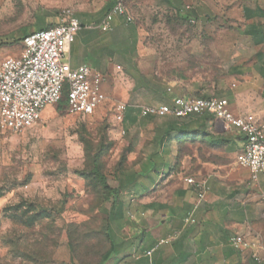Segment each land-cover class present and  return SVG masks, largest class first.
I'll return each mask as SVG.
<instances>
[{
  "label": "crops",
  "instance_id": "1",
  "mask_svg": "<svg viewBox=\"0 0 264 264\" xmlns=\"http://www.w3.org/2000/svg\"><path fill=\"white\" fill-rule=\"evenodd\" d=\"M147 1L177 12L194 9L206 18L235 19L240 40L226 74L212 90L185 78L172 82L171 93L150 73L137 69L140 53L133 46L136 42H130L131 31L118 29L122 17L119 23L114 18L110 35L86 25L71 46L72 68L88 64L107 75L105 92L108 99L127 105L125 120L131 121L133 114L139 121L145 119L137 125L142 142L126 171L134 182L121 196L124 218L101 226L119 247L106 264H264V172L252 181L250 171L239 166L237 157L246 137L211 115L183 120L140 115L143 106L170 104L177 96H200L226 99L235 115H250L264 124V0ZM149 93L157 98H146ZM188 179L203 181L204 189L189 185ZM110 185L117 188L119 183ZM112 209L111 198L103 210ZM235 236L245 237L256 248L241 252L230 243ZM62 256V262L72 259L65 246Z\"/></svg>",
  "mask_w": 264,
  "mask_h": 264
},
{
  "label": "rangeland",
  "instance_id": "2",
  "mask_svg": "<svg viewBox=\"0 0 264 264\" xmlns=\"http://www.w3.org/2000/svg\"><path fill=\"white\" fill-rule=\"evenodd\" d=\"M118 2L132 17L118 29L131 31L130 42H136L133 46L140 53L137 69L150 73L167 90L173 81L185 78L212 90L226 74L240 40L235 19L206 18L194 9L180 13L147 0H0V62L22 51V41L5 45L2 39L54 27L68 11L98 29L101 13ZM120 18L116 16L115 23ZM118 102L108 99L90 117L71 115L58 105L47 107L35 127L19 134L3 129L0 122V264H70L62 262V246L78 264L100 262L109 242L101 232L106 216L95 200L103 184L94 172L116 185L114 175L130 169V159L140 148L137 125L145 120L133 114L131 121L125 120L122 136L115 123ZM170 167L171 161L165 174ZM44 212L48 218L39 216Z\"/></svg>",
  "mask_w": 264,
  "mask_h": 264
},
{
  "label": "built area",
  "instance_id": "3",
  "mask_svg": "<svg viewBox=\"0 0 264 264\" xmlns=\"http://www.w3.org/2000/svg\"><path fill=\"white\" fill-rule=\"evenodd\" d=\"M122 17L127 23L132 17L122 3L116 4L99 25L112 30L114 18ZM85 28L71 12H64L59 23L47 30L34 32L22 41L21 55L8 57L0 63V122L2 128L19 134L37 125L47 107L58 105L66 94L67 110L71 115L93 116L108 100L104 86L109 77L88 64L72 68L69 51L79 33ZM121 71V67H117ZM127 105L115 106V123L125 121ZM141 117H188L211 115L228 128H235L246 139V145L237 157L239 166L250 171L251 180L257 181L264 172V124L250 115H235L226 99L213 97L177 96L170 104L143 106ZM119 133L124 136L121 126ZM188 184L204 189V182L188 179ZM203 194H199V199ZM233 247L244 252L255 249V243L243 236L231 238ZM152 252H147L151 256ZM254 258L260 257L254 252Z\"/></svg>",
  "mask_w": 264,
  "mask_h": 264
},
{
  "label": "trees",
  "instance_id": "4",
  "mask_svg": "<svg viewBox=\"0 0 264 264\" xmlns=\"http://www.w3.org/2000/svg\"><path fill=\"white\" fill-rule=\"evenodd\" d=\"M110 9H111V7L108 6L101 13L100 18L98 19L97 23H99L107 15V13L110 11ZM179 12L181 13V11H179ZM82 25L84 27L86 26L85 23H82ZM51 27L52 26L48 25L46 27L41 28L40 31L41 30H47ZM31 34L32 33L28 32V31H24L21 36L15 35L12 38V35H11L10 37H6L5 39H2V41H3V44H5V45H11V44L17 43L19 41H23V39L25 37H27ZM60 106L67 109L66 94L64 95L63 100L58 104V108ZM126 171H127V169H123L121 171L116 172V174L114 175V180L118 181V183H119V186L117 188L112 187L109 183V180L106 177L102 176L99 171L94 172L95 179L98 180V182L103 184V187L100 186L99 191L95 194V196H96L95 200L97 203H99V205H100L99 208L102 210L103 214L106 216L104 222L107 221L108 223H111V222L121 220L122 218H124V202L122 201L121 196H122L124 189L128 186H131L134 182L132 177L127 178ZM111 198L113 200V209L111 212H106L103 210V204L105 201H109ZM39 216H41V217L43 216L46 218L49 217L47 212L44 215H39ZM101 232L106 236V238L109 242V248L101 256V260L98 264H106L111 259V257L118 251L119 247H118V245L115 244V242L111 239V237L109 235H106L104 230H101ZM70 264H78L76 262L75 256H72Z\"/></svg>",
  "mask_w": 264,
  "mask_h": 264
}]
</instances>
